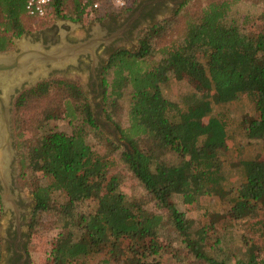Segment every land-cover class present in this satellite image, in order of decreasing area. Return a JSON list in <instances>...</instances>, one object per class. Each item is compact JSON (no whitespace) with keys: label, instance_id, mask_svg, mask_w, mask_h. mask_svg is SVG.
I'll list each match as a JSON object with an SVG mask.
<instances>
[{"label":"trees","instance_id":"trees-1","mask_svg":"<svg viewBox=\"0 0 264 264\" xmlns=\"http://www.w3.org/2000/svg\"><path fill=\"white\" fill-rule=\"evenodd\" d=\"M190 1H182L171 16L144 29L138 35L137 50L117 49L103 67L104 111L120 136L116 142L104 135L103 154L87 140L90 131H100L91 102H73V96L82 91L79 82L51 78L15 98L16 121L28 106L46 101L40 112L41 124L56 119L57 111H62L63 119L83 129L70 136L58 132L32 138L22 132L17 136L21 179L32 190L35 212L53 206L58 194L65 199L60 207L66 219L64 228L69 231L59 234L53 243V264H89L91 256L104 251L115 259L125 257V264H164L167 250L159 240L167 225L181 237L193 261L229 264L231 258L221 246L218 225L220 232L226 231L240 220L264 213V158L243 163L244 181L232 192L223 226L210 220L194 230L195 221L170 201L171 196L182 194L184 203L193 205L200 196L223 191L226 177L220 152L226 147L227 134L219 120L204 125L201 118L194 117L208 111L209 102L183 110L165 98L155 58L179 76L195 51H201L206 58L204 88L214 90L216 102H232L245 95L258 111L264 104V30L250 31V16H243L242 22L230 20L233 3L226 0L211 4L199 17H190L179 26ZM25 4L26 0H0V52L9 51L14 39L30 34ZM163 5L161 1L159 6ZM68 14L78 20L85 17L79 0L56 6L45 20ZM121 110H125L126 124L117 117ZM15 129H20L18 124ZM246 132L248 139L264 141V115L251 120ZM118 161L168 217L148 210L144 197L125 191L115 171ZM88 199L98 202L97 209L79 216L76 205ZM28 225L33 233L37 219L31 217ZM258 225V230L264 229V219L253 227ZM215 233L218 237L209 247L208 240ZM2 258L0 239V263ZM181 262L179 259L176 264ZM236 264H264V257L252 253Z\"/></svg>","mask_w":264,"mask_h":264},{"label":"rangeland","instance_id":"rangeland-1","mask_svg":"<svg viewBox=\"0 0 264 264\" xmlns=\"http://www.w3.org/2000/svg\"><path fill=\"white\" fill-rule=\"evenodd\" d=\"M155 0H135L134 4L118 14H112L108 18H114L118 21L119 32L114 34H108L107 31H103L97 21H90L86 17L83 19H73L68 14L67 16H61L57 19L50 20H36L27 17V26L29 32L37 33L44 29H61V32L69 35H77L81 37L84 30L91 29V35L93 38H104L103 41H98L92 48V63L91 68L94 69V74L99 83V88H96L95 81L93 80L90 71H63L54 73L51 78L66 79L72 82H79L82 86V91L73 96V102L76 105H80L84 102L90 101L97 119V123L100 127V131L89 132L87 140L89 144L99 153L105 152V145L102 138L105 136L119 142L120 136L117 133L115 126L107 120V116L104 111L103 96L101 94V71L105 66L108 56L104 55L103 45L110 46V52L116 49L125 48L127 50L135 51L138 48L137 39L138 35L151 26L153 23L165 19L172 15L173 11L178 8V5L184 0H170L171 6L167 12H164L153 19L141 20L140 8L145 2ZM225 0H192L188 6L184 9L186 15L180 19L179 26L186 23V20L190 17H199L204 10H206L211 4L222 3ZM232 2V8L230 11V20L234 18L238 22L243 21V16H250L248 29L250 31L264 30V0H226ZM98 20V21H105ZM81 26V27H80ZM112 33V32H111ZM29 35V34H27ZM166 40L161 41L160 45H164ZM14 49V45L10 50ZM194 57L190 58L186 64V68L183 69V74L179 76L172 73L165 65L158 64V57L155 58L154 64L158 65L157 69L162 77V91L166 99L175 102L181 109L187 110L190 107H199L202 102H209L208 111L202 112L201 116H193L201 118V121L206 125L210 120H219L224 124L226 130V147L220 152V158L223 162V172L226 180L223 183V191L220 194H212L200 196L197 202L193 205H186L182 194H175L171 196V203L188 219L195 221L193 229L196 230L203 226L207 221L215 223H223L224 215L229 209V200L232 198L233 190H236L238 186L244 181L245 167L243 163L245 161H252L264 158V141L263 140H250L247 137L246 127L251 120L261 118L264 115L263 109L257 110L253 101L245 95H241L237 100L232 102H216V93L214 90L208 88L206 90L204 85L206 83V58L201 51H195ZM79 60V59H78ZM151 61V60H150ZM198 72V73H197ZM199 75V76H198ZM199 77L197 80L196 77ZM48 79V80H49ZM30 87H26L28 89ZM23 89V90H25ZM15 102V100H14ZM13 102L12 108V129H13V147L17 151L15 159V166L17 168L16 182H14V188L18 191L19 199L28 200L31 202V208L29 214L25 219V225L22 227L23 232L26 235L25 241V253L26 257L23 264H53L52 262V249L53 243L59 234L66 235L68 229L64 228L66 219L64 218L63 208L60 204L65 203V199L62 195H57L55 203L49 206L47 210H39L35 212V200L32 195V190L25 186L21 179V166L20 159L17 150V136L20 133H24L25 137L32 138L41 135H47L49 133H65L67 135L75 134L78 131H82V128H76V124H70L66 119H63L62 111H57L56 119L50 120L41 124L42 117L40 115L41 108L47 106L45 101L42 104H36L34 106H28L19 114V120L16 121V110ZM121 105L126 108V103L121 102ZM125 110L118 111V119L124 124L127 122V116L124 113ZM19 126V130L15 129V125ZM23 134V135H24ZM105 135V136H104ZM120 145L123 147V143ZM117 160H120V153H116ZM119 174L124 189L127 193L134 197H144L145 206L148 210L155 213L166 214L161 210L156 201L151 199L147 193H143L140 190L138 184L132 179L130 174L127 173L125 166L119 163L115 169ZM98 202L93 199L82 201L76 205V213L80 215H87L94 212L97 209ZM0 215H1V230L0 239L2 241L3 258L0 264H7L8 257L11 255L8 253L10 249L6 247V237L9 236L11 229L10 220L12 219L11 211H4L1 201V188H0ZM37 219V228L34 232L29 231V221L31 217ZM260 219H264V213H259L256 217L246 220H240L228 230L219 231L220 225H218V233L220 234L221 246L225 250L227 257L231 258L229 264H236L238 259L246 260L252 253L260 254L264 257V229H259L258 226L253 224ZM166 223L169 224V219H166ZM39 224V226H38ZM59 224V225H58ZM223 226V225H222ZM193 230V231H194ZM162 237L159 242L167 251L164 253V264H176L179 259H182V264H206L200 261H193L192 256L188 254L185 244L182 242L181 237L170 225H167L162 231ZM218 234H213L212 238L208 240V246L212 247L216 241ZM213 249H210V253H214ZM11 257V256H10ZM185 257H187L185 259ZM185 259V260H184ZM89 264H125V257L120 256L118 258L111 257L106 251L99 254H95L90 257ZM184 260V261H183Z\"/></svg>","mask_w":264,"mask_h":264},{"label":"water","instance_id":"water-1","mask_svg":"<svg viewBox=\"0 0 264 264\" xmlns=\"http://www.w3.org/2000/svg\"><path fill=\"white\" fill-rule=\"evenodd\" d=\"M97 40L71 44L61 32V41L46 47L24 34L13 41L14 49L0 52V188L4 211L19 216L18 191L14 188L13 163L17 151L13 147L12 108L18 94L26 87L48 80L54 73L77 66L80 55L88 53ZM92 54V52H90Z\"/></svg>","mask_w":264,"mask_h":264},{"label":"flooded vegetation","instance_id":"flooded-vegetation-1","mask_svg":"<svg viewBox=\"0 0 264 264\" xmlns=\"http://www.w3.org/2000/svg\"><path fill=\"white\" fill-rule=\"evenodd\" d=\"M163 2V6H159L160 2ZM170 3H173L170 0H155V1H149L145 2L141 8H140V14L141 20L150 19L155 16H158L164 12H167L166 10L169 9L171 6ZM148 15V16H147ZM146 17V18H145ZM96 24L100 25L101 30L107 31V33L110 35L114 34L116 32L120 31V27L118 25V21L114 18H108L105 21H97ZM81 27V26H80ZM92 30L86 29L83 32V35L81 37H78L77 35H67V41L71 44H82L90 41L93 38V35H91ZM112 32V33H111ZM32 38V41L34 42H40L42 41L44 45L48 48L50 45H56L61 41V29H51L47 28L43 31H38L37 33H31L29 34ZM97 41H103L107 39L104 38H94ZM117 50V49H116ZM110 46L103 45V52L104 55L108 56L107 60L109 59L112 52H110ZM115 51V50H114ZM92 55L90 52L80 55V58L78 60L77 66H70L66 71H90V74L93 77V80L95 81L96 88H99V83L97 81V78L94 74V69L91 68L92 63ZM107 62V61H106ZM105 62V63H106ZM63 72V71H62ZM13 177L14 182H16L17 177V168L15 166V162L13 163ZM17 205L20 208L19 216L16 215L14 211H11L12 219L10 220L11 229L9 231V236L6 237L5 243H6V249L8 247L9 254L11 252V257H8L7 264H23V261L26 257L25 253V241H26V235L23 232L22 227L25 225V219L27 215L29 214V209L31 208V202L28 200L19 199L17 202ZM2 248H4L2 246ZM4 255V254H3Z\"/></svg>","mask_w":264,"mask_h":264},{"label":"built area","instance_id":"built-area-1","mask_svg":"<svg viewBox=\"0 0 264 264\" xmlns=\"http://www.w3.org/2000/svg\"><path fill=\"white\" fill-rule=\"evenodd\" d=\"M70 0H26L25 11L28 17L45 20L56 6ZM135 0H79L85 17L90 21L104 20L112 14L129 9Z\"/></svg>","mask_w":264,"mask_h":264}]
</instances>
